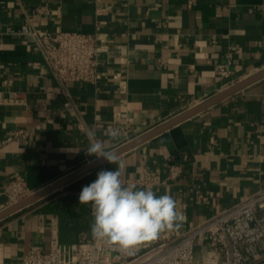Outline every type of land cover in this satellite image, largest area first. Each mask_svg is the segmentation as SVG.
Wrapping results in <instances>:
<instances>
[{"label": "crops", "instance_id": "0c3cea01", "mask_svg": "<svg viewBox=\"0 0 264 264\" xmlns=\"http://www.w3.org/2000/svg\"><path fill=\"white\" fill-rule=\"evenodd\" d=\"M23 26L97 34L100 82L57 83L33 40L20 34ZM221 64H229L228 76ZM262 70L264 0H0V96L24 97L0 103V213L14 175L34 194L52 188L0 221L1 263L48 252L52 239L72 245L92 235L91 206L79 204V194L117 164L57 186L102 159L86 153L90 129L114 152ZM111 126L120 132L116 140ZM119 159L125 185L178 202L185 220L176 234L238 204L264 188V78ZM174 167L179 175L171 178ZM142 169L164 183L136 185ZM71 201V219L49 210ZM191 264H221L220 255L206 239Z\"/></svg>", "mask_w": 264, "mask_h": 264}, {"label": "built area", "instance_id": "2783aa9c", "mask_svg": "<svg viewBox=\"0 0 264 264\" xmlns=\"http://www.w3.org/2000/svg\"><path fill=\"white\" fill-rule=\"evenodd\" d=\"M20 34L33 40L43 64L60 85L100 82L99 56L104 48L97 34L39 32L29 26H23ZM218 70L228 76L229 64L219 65ZM23 102V94L19 92H12L7 98L0 96L1 104ZM66 106L72 111L70 104ZM15 136L23 137L25 133L18 131ZM178 175V168H171L170 177ZM163 183L158 174L148 169H142L135 181L143 187H159ZM33 194L25 181L14 175L5 185V207ZM206 239L220 255L221 264H264V188L182 234L165 231L153 244L131 252L109 247L82 233L80 241L72 245L52 239L48 252L31 250L22 256L21 264H191L197 242Z\"/></svg>", "mask_w": 264, "mask_h": 264}, {"label": "clouds", "instance_id": "9594fccd", "mask_svg": "<svg viewBox=\"0 0 264 264\" xmlns=\"http://www.w3.org/2000/svg\"><path fill=\"white\" fill-rule=\"evenodd\" d=\"M108 135L116 140L120 132L110 129ZM87 137L88 155L117 164L114 170L99 171L97 178L83 186L79 194V204L91 206L93 222L90 229L95 240L131 252L157 240L165 231L182 227L185 216L178 210V202L171 194L157 195L151 188L125 185L122 180L125 166L118 154L107 150L94 130L90 129Z\"/></svg>", "mask_w": 264, "mask_h": 264}, {"label": "water", "instance_id": "95a60500", "mask_svg": "<svg viewBox=\"0 0 264 264\" xmlns=\"http://www.w3.org/2000/svg\"><path fill=\"white\" fill-rule=\"evenodd\" d=\"M264 78V70L258 72L257 74L247 78L246 80H243L241 82H238L237 84L229 87L228 89L224 90L223 92L215 95L214 97H212L211 99L207 100L206 102H203L202 104L188 110L187 112L175 117L174 119H172L171 121H169L168 123L152 130L151 132L137 138L136 140L130 142L129 144L117 149L116 152L118 154V156H120L121 154L137 147L138 145L150 140L151 138L159 135L160 133H163L164 131L186 121L187 119L209 109L210 107L224 101L225 99L237 94L238 92L244 90L246 87L250 86L251 84L261 80ZM108 161H106L104 158H102L101 160L97 161L96 163H94L91 166H88L86 168H84L83 170H80L79 172L73 174L72 176H70L69 178L63 180L62 182H59L57 184V186H61L65 183H68L72 180H75L79 177H81L82 175L95 170L97 168L102 167L104 164H107ZM52 188H48L45 190H41L37 193H35L34 195L26 198L25 200L7 208L6 210H4L3 212L0 213V221L13 215L14 213L23 210L24 208L32 205L33 203L37 202L39 199L43 198L48 192L49 190Z\"/></svg>", "mask_w": 264, "mask_h": 264}, {"label": "trees", "instance_id": "16d2710c", "mask_svg": "<svg viewBox=\"0 0 264 264\" xmlns=\"http://www.w3.org/2000/svg\"><path fill=\"white\" fill-rule=\"evenodd\" d=\"M72 203H73L72 201L69 203H61L63 205L62 208H60L57 205L56 207L51 208L49 210L57 212L62 220L66 219V218L71 219V218H73V215H71L70 213H71L73 205H74V204L72 205ZM74 219H76V217Z\"/></svg>", "mask_w": 264, "mask_h": 264}]
</instances>
